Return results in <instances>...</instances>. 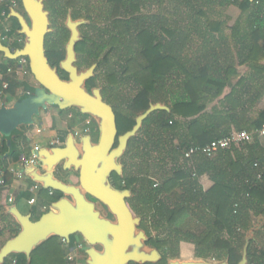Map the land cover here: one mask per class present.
Returning <instances> with one entry per match:
<instances>
[{
    "label": "trees",
    "instance_id": "1",
    "mask_svg": "<svg viewBox=\"0 0 264 264\" xmlns=\"http://www.w3.org/2000/svg\"><path fill=\"white\" fill-rule=\"evenodd\" d=\"M18 1L14 9L22 12ZM232 7L242 12V31L234 40H223L218 34L231 20L226 11ZM11 10L8 5L0 6V25L5 11L16 41L4 43L16 51L23 48L24 36L19 34L20 25L10 16ZM97 10L93 17L98 22H92L77 45L78 66H97L87 88H100L104 100L114 108L119 135L131 131L136 118L152 106L168 108L152 111L129 142L121 160L123 174H114V183L132 192L128 203L141 218L149 245L163 253V262L178 259L181 244L187 243L195 247L197 258L229 259L238 264L245 234L256 217L264 216V150L255 145V155L243 167L232 155L234 148L220 151L214 158L198 153L187 159L185 152L225 137L221 130L225 100L223 110L209 113L207 106L222 96L237 65L246 64L254 73L241 80L240 86L246 89L240 96L251 104L263 99L264 0H109ZM68 35L65 27H59L46 37L49 63L63 79H68L60 69ZM191 54L196 58L191 59ZM0 56L4 75L0 92L4 83L9 85L3 106L34 95L37 85L8 73L17 68L18 60ZM99 77L105 85H98ZM216 124L220 127L211 129ZM256 127H264V112ZM27 136L16 130L12 149L2 138L0 172L7 169L8 160H19L21 142L28 144ZM206 175L214 183L209 190L201 182ZM6 178L8 181V174ZM39 192L47 207L44 213L61 197L42 187ZM18 233L16 230L14 236ZM77 239L83 240L78 235L64 244L60 238H51L34 251L30 264H69L63 247H75ZM248 257L249 264H264V252L252 241ZM8 259L28 264L25 255Z\"/></svg>",
    "mask_w": 264,
    "mask_h": 264
},
{
    "label": "water",
    "instance_id": "2",
    "mask_svg": "<svg viewBox=\"0 0 264 264\" xmlns=\"http://www.w3.org/2000/svg\"><path fill=\"white\" fill-rule=\"evenodd\" d=\"M21 2L24 13L12 9L10 16L19 22L24 46L12 50L2 41L0 32V53L12 61L27 58L38 89L28 99L0 108V136L12 149L16 130L29 128L34 124L35 116L48 112L50 107H57L60 110L76 109L91 117L97 124L99 137L93 142L90 135L77 138L74 132H70L62 147H41L37 152L38 163L23 168V173L33 183L59 193L61 197L53 201L51 210L38 221H34L32 215H23L16 206L7 207V214L14 218L20 231L0 248V264H5L12 255H25L30 264L34 251L51 238L70 243L72 237L78 235L89 247L86 264H159L163 259L161 252L149 245L150 238L141 229L142 220L128 203L133 197L132 192L117 189L113 175L122 176L120 161L151 112L168 108L160 104L152 106L151 110L136 118L131 131L120 136L116 113L104 100L101 89L94 88L91 92L87 89L97 66L84 71L76 66V47L81 41L80 26L84 21L72 18L67 21L70 38L60 69L68 74V79H63L59 70L49 63L46 53V37L52 30L44 0ZM61 165L65 171L79 174L77 184L67 183L57 176L56 170ZM90 198L101 203L113 219L102 214ZM257 228L258 225L246 233L242 259L238 264H249V247ZM168 264L231 263L229 259L217 262L193 258L173 259Z\"/></svg>",
    "mask_w": 264,
    "mask_h": 264
},
{
    "label": "crops",
    "instance_id": "3",
    "mask_svg": "<svg viewBox=\"0 0 264 264\" xmlns=\"http://www.w3.org/2000/svg\"><path fill=\"white\" fill-rule=\"evenodd\" d=\"M2 6V5H0ZM234 8V7H232ZM230 8V9H232ZM238 8V7H236ZM239 9V8H238ZM230 15V14H229ZM231 16V20L224 23L221 27V30L218 34L220 39H227V40H234L236 39L240 32L242 31V12L237 18ZM7 22L10 24L9 19ZM11 26V24H10ZM1 29L3 30V24L0 25ZM2 33V32H1ZM8 44H14V41L11 40ZM192 53V51H191ZM191 59L196 58L195 55L191 54ZM5 58V57H4ZM18 60V65H19ZM3 63V59L0 56V65ZM264 65V63H262ZM9 73V72H8ZM223 73V72H222ZM13 74V73H9ZM224 74V73H223ZM253 72L250 70L249 66L246 64L237 65L236 66V73L232 74L230 83L225 87L224 92L221 97L215 99L213 102L209 103L207 106V112L212 113L213 111L223 110L221 107V103L225 100V123L221 126L222 132H225V137L229 136L233 132L237 131H247L250 133H256L258 128L256 127V121L258 120L261 113L264 112V97L263 99L259 100L257 103L251 104L249 103L248 98L246 96H240L241 92L245 91V87L240 86V82L243 78H249L253 76ZM17 76V75H16ZM4 75L0 73V80H3ZM18 78H24V74L21 73ZM253 90L255 88L253 87ZM6 98L5 89L3 85V91L0 92V108L3 107L4 99ZM15 102L12 101L9 105L14 104ZM2 105V106H1ZM6 105V106H9ZM49 112V111H48ZM47 113V112H45ZM47 128L45 134H49L51 138H57L59 135L56 131L61 130L62 126L59 125L57 129L54 130L50 124L44 125ZM219 124L214 125L211 129L217 128ZM82 126L78 128L75 127L73 130H80ZM21 131L30 135V130L28 128L21 127ZM30 132V133H29ZM34 135V134H33ZM58 135V136H57ZM53 136V137H52ZM30 137V136H29ZM34 137V136H33ZM33 140V138L29 139L28 141ZM26 144L21 142V150L22 156L29 157L32 154V150L35 145H39L40 147H46L41 145L39 142L29 143ZM52 142V141H51ZM258 144V147L264 150V137H256L255 140L247 146L237 147L232 150V155L235 160H237L240 167L245 166L246 163L249 161L251 156L255 155V151L253 147ZM51 145V143H50ZM49 145V146H50ZM20 157V158H21ZM20 158L18 161L8 160L7 162V169L1 170V172H5L6 176L8 174V181L6 178L7 186L0 187V248H2L7 241L14 237V232L16 230L20 231V227L18 228V224L14 220V218L7 214V207L8 206H16L18 210L23 215H32L33 219L41 218L43 214H45L46 205H44L43 201L41 200L39 190H35V183H33L24 173L22 164L20 163ZM13 168L16 172L22 174V176H18L17 174H13L9 172V169ZM0 172V173H1ZM8 172V173H7ZM64 177V175H62ZM201 182L205 188V190H209L213 187L214 183L210 180V178L206 175L201 179ZM13 196L14 202L10 203L9 198ZM35 198L36 203L34 205L29 204L30 200ZM261 220V222H260ZM258 228L254 234V238L252 242L254 243V247L261 252H264V216L256 217L254 219V224L251 228L256 227ZM246 238V234H245ZM225 239L229 240L228 236L225 235ZM190 245L187 243H182V251L184 252L186 249L188 250ZM188 247V248H187ZM67 255L69 251L73 248L66 247ZM244 248V247H243ZM190 249V248H189ZM195 251V248H194ZM243 252V250H242ZM197 258V257H195ZM85 260L84 257L80 256L78 253L77 260L73 264H78V261ZM13 259H8L6 261L7 264H12ZM70 264V263H69Z\"/></svg>",
    "mask_w": 264,
    "mask_h": 264
},
{
    "label": "built area",
    "instance_id": "4",
    "mask_svg": "<svg viewBox=\"0 0 264 264\" xmlns=\"http://www.w3.org/2000/svg\"><path fill=\"white\" fill-rule=\"evenodd\" d=\"M0 5H8L10 7V9H14L17 5L18 2L17 0H0ZM7 14L6 12H2L1 14V23L3 24V31H2V41L3 42H7L9 43L11 40H13V38L11 37V33H12V29L10 24L7 22ZM19 65L17 66L16 69H8L9 73H13L17 76H19L21 73H23L24 75L27 72V69H29V60L27 58H20L19 59ZM9 87V85L7 83H4V89L7 90ZM30 132L36 136L38 135H42L43 133H45L47 131L46 126H40V125H34L32 128L29 129ZM91 131V119H87L84 121L82 128L80 130H76L75 131V135L77 137H83L85 135H88ZM255 136H259V137H264V127L260 130H258L256 133H250L247 131H237V132H233L232 134H230L229 136H226L224 138L218 139V140H214L212 142H210L209 144L203 146V147H192L189 150H187L185 152V157L187 159L192 158L195 154H203L204 156L208 157V158H214L215 156H217V154L220 151L223 150H230L232 148H237V147H242L245 146L247 144H250L254 141ZM3 139L0 136V144L2 143ZM61 141L60 138H54V140L51 142V146H56V145H60ZM41 149V147L39 145H35L33 150H32V154L29 157L26 156H22L20 158V163L22 164V166H28V165H34L38 163V157H37V152ZM9 172L13 173V174H17L18 176H22V174L18 173L15 171V169L10 168ZM7 186V182H6V173L5 172H1L0 173V187H6ZM41 186H39L38 184L35 185L34 189L35 190H39ZM52 195V193H51ZM9 202L13 203L14 202V198L13 196H10L9 198ZM36 203V199L33 198L30 200L29 204L34 205ZM64 244H69V242L63 240ZM80 247L78 245V243L76 244V246L69 251L68 255H67V261L70 264H73L75 262V260H77L78 257V253H79ZM12 264H16V260H13Z\"/></svg>",
    "mask_w": 264,
    "mask_h": 264
},
{
    "label": "flooded vegetation",
    "instance_id": "5",
    "mask_svg": "<svg viewBox=\"0 0 264 264\" xmlns=\"http://www.w3.org/2000/svg\"><path fill=\"white\" fill-rule=\"evenodd\" d=\"M17 2L19 4L18 0H17ZM108 3H109V0H44L45 9L49 12L50 28L52 30L51 33L56 31V29L59 28V27H65L68 30V32H69V35H68V40H69L70 31L67 28L68 19L72 18V20H74V21L82 20V21H84V24H82L80 26L81 41H82L84 31L86 32L87 28L92 25L93 21L94 22L95 21L98 22L97 18L93 17L94 13L98 12V10H97L98 8H100L101 6H104V5L108 4ZM22 13H24V11H22ZM90 17H93L92 20L90 19ZM51 33H49V34H51ZM68 40L65 42L64 47L66 46ZM13 41L15 42L16 40L13 38ZM45 46H46V43H45ZM76 52H77V47H76ZM77 58H78V62H79V54H78V52H77ZM78 62L76 64V66H77V68L79 70H81L80 67L78 66ZM90 67H88V68H90ZM88 91H90V90H88ZM59 112H60V114L62 116L65 113L71 112V114L72 113L73 114L69 117V119H71L70 121H74V120L77 119L78 121L80 120V124L83 122V121H81L82 120L81 117L84 116V115H82L76 109H70V110H60L59 109ZM87 119H91V131H90V133L88 135H90V137H91L93 142H97L98 141V137H99V134H98V131H97V124L91 117L88 116L84 120H87ZM81 126H82V124H81ZM70 129L71 130H68L69 133L70 132H74L75 133V131L72 128H70ZM62 130H64V129L61 128V130H59L60 131V135H62V133L67 132V129H66V131L65 130L62 131ZM68 134H67V136H68ZM67 136H66V138H67ZM57 138H60L61 144L60 145H56V146H61L62 147L64 145V142H65L66 138L64 140H63V138H61L59 136ZM77 138H80V137H77ZM120 163H121V161H120ZM56 174L61 180L65 181V182H67V178H66V176L64 174H66V175L74 174L77 177V179L79 180V174L78 173H76L74 171H65L63 169L62 165L57 168ZM62 175H64L65 177H62ZM113 180H114V177H113ZM77 183H75V184H77ZM113 184H114V186L117 189H119L116 186L115 183H113ZM120 190H122V189H120ZM90 200L93 201L96 204L97 209L102 214L106 215L110 219H113L112 216L110 215V213L107 211V209L101 203H99L98 201H96V200H94L92 198H90ZM100 207H102V209L105 210L106 213H104L103 210ZM77 243H78V245L80 247L79 254H81V252H82V254H84L83 255L84 259L86 261V259H87L86 251L88 249H85V247L87 246V244L83 240H80V239H77ZM161 254L163 256L162 252H161ZM162 262H163V259H162L161 263ZM168 263H169V261H167V264Z\"/></svg>",
    "mask_w": 264,
    "mask_h": 264
},
{
    "label": "rangeland",
    "instance_id": "6",
    "mask_svg": "<svg viewBox=\"0 0 264 264\" xmlns=\"http://www.w3.org/2000/svg\"><path fill=\"white\" fill-rule=\"evenodd\" d=\"M226 14L227 15H229V14L232 15V17H234V19H235L240 14V10L238 8L234 7L232 9L227 10L226 11ZM88 67H89L88 65H85V66L80 67V69H81V71H84ZM99 76H101V74ZM24 77L27 78L34 85H37L38 86V83L35 81L34 77L32 75H30L29 69H27V72L24 75ZM101 77H103V75ZM101 77H99L98 78V81H97V83H98L99 86L105 85L104 78H101ZM106 102H107V100H106ZM72 114H71V112H68V113H65L62 116L60 114V112H59V108H57V107H50L49 112H47V113L42 112L39 115H37V116L34 117V124H33V126L34 125L43 126V125L50 124L52 127H54V130H55V129H57L59 127V125H61L62 126V129H64L65 131L67 129V132H68V130H71L70 128L74 129L75 127L78 128L79 126H81V124L83 125V123L85 121L84 119L87 117V116H82L81 117V119H82L81 121H83V122L80 124V120L78 121L77 119L74 120V121H70L71 119H69V117ZM64 130H62V131H64ZM56 133L59 135L60 134V131H56ZM29 136H27L29 139L33 138V140H30L29 143L39 142L41 145H44V146H49L50 143H51V141H53L54 138H55V137L54 138H51V136L48 133L47 134L43 133L42 135H38V136L33 135L32 133H30ZM66 136H67L66 133H62V135H59V137H61V138L62 137L63 138L64 137L66 138ZM64 175L66 176L67 181H69L70 183L75 184V183L78 182V179H77V177L74 174H71V175L64 174ZM100 208L102 209V207H100ZM103 212L106 213L105 210H103ZM187 245L192 246V244H187ZM181 246H182V244H181ZM181 246H180V253H179L178 259H193V258L196 257V251H194V248H195L194 246H192V247H189L188 246L190 249L187 247L188 250L186 249L184 252L182 251ZM88 248H89L88 246L85 247V249H88ZM63 249L65 251L64 253H67V251H66L67 248L65 246L63 247ZM83 255L84 254H82V252H81L80 256L84 257ZM169 260L170 259H168V261ZM78 264H86V261L85 260H80V261H78ZM159 264H167V263L166 262H162V263L160 262Z\"/></svg>",
    "mask_w": 264,
    "mask_h": 264
}]
</instances>
